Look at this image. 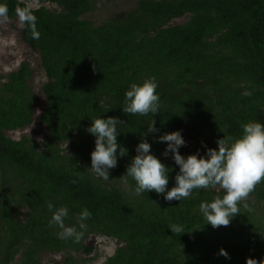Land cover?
Listing matches in <instances>:
<instances>
[{
	"label": "trees",
	"instance_id": "obj_1",
	"mask_svg": "<svg viewBox=\"0 0 264 264\" xmlns=\"http://www.w3.org/2000/svg\"><path fill=\"white\" fill-rule=\"evenodd\" d=\"M38 1L53 5L32 8L40 39L27 27L21 39L38 52L46 76L41 141L7 135L34 120L29 62L0 75V264H44L45 253L83 264L94 259L92 234L116 242L103 264H246L264 256V182L247 198L250 211L241 205L228 227L213 229L199 205L221 195L218 188L168 202L155 192L136 195L134 181L125 184L123 177L152 119L159 132L147 139L173 169L169 188L178 166L162 155L166 144L154 142L158 135L181 130L187 142L181 154H204L203 145L215 148L224 134L239 135L243 123L264 122V0H137L100 23L88 16L96 0ZM0 2L8 6L7 19L28 7ZM147 77L158 83L159 114L125 113L129 85ZM99 116L121 121L117 139L128 150L108 181L89 168L95 138L86 129ZM189 137L197 138L193 146ZM49 202L68 207L69 226L78 225L81 208L90 210L79 243L59 238ZM171 224L185 233L171 232Z\"/></svg>",
	"mask_w": 264,
	"mask_h": 264
},
{
	"label": "clouds",
	"instance_id": "obj_2",
	"mask_svg": "<svg viewBox=\"0 0 264 264\" xmlns=\"http://www.w3.org/2000/svg\"><path fill=\"white\" fill-rule=\"evenodd\" d=\"M9 9L6 3L0 2V21L7 20ZM16 15L22 27H27L33 40L40 39L37 29V17L31 7H18ZM158 83L154 77L133 82L125 92L123 111L141 117L159 114L160 96L157 92ZM86 131L94 136V149L90 152L89 167L97 178L108 181L110 170L118 165V158L127 155L128 150L118 142L121 121L117 117H92ZM159 129L154 119L147 126L146 132L140 133V140L135 147V155L126 166L123 174L124 183L128 178L134 181L136 195L145 192H155L162 195L165 201H181L188 199L194 191L202 189H219L221 195H216L210 201H202L199 212L207 224L213 229L228 227L243 208L251 210L246 203L250 193L256 186L264 182V122L248 121L241 125L239 135H223L216 140V147L203 145L205 152L182 155L180 148L186 146V140L181 130H174L158 135L154 142L164 143L162 153L170 157L178 166L174 177V185H169V173L173 170L152 152V145L147 139L149 133L156 134ZM51 212L50 223L59 229L58 236L63 240L79 243L87 230L92 213L86 207L78 214V225H66L69 217L67 206L56 207L49 202ZM171 232L185 233L183 225L171 224ZM219 254L230 259L229 253L221 248ZM246 264H264V256L260 259L249 257Z\"/></svg>",
	"mask_w": 264,
	"mask_h": 264
},
{
	"label": "rangeland",
	"instance_id": "obj_3",
	"mask_svg": "<svg viewBox=\"0 0 264 264\" xmlns=\"http://www.w3.org/2000/svg\"><path fill=\"white\" fill-rule=\"evenodd\" d=\"M21 1L25 2L26 5L31 8L40 5L53 8L50 2H39L38 0ZM136 1L137 0H96L94 9L88 16L100 23L114 13L132 7ZM181 21H183V19L175 20L174 22L179 23ZM21 29L22 26L19 23L18 17L0 21V75H5L16 69L22 61L29 62L32 70V77L29 80V84L35 94V115L33 123L29 127L8 131L7 135L13 139H19L22 135H27L37 141H41L46 133L44 126H42L39 121V115L45 103V97L41 92V85L46 81V76L41 67L38 52L31 49L22 41ZM195 139L197 138H187V140L191 142H189L190 146H193L192 141H195ZM261 213H264L263 209H261ZM87 243L88 245H93L94 251L89 256H93L94 259L87 260L83 264H103L107 256L112 255L116 248L114 239L100 235H90L87 239ZM83 257L84 256H82V258ZM54 260L62 264L63 255L45 253L42 256L44 264L52 263Z\"/></svg>",
	"mask_w": 264,
	"mask_h": 264
}]
</instances>
